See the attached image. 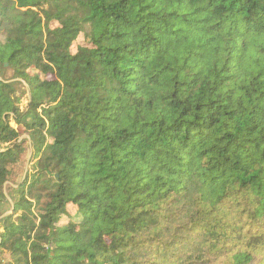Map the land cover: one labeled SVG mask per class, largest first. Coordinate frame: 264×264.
Listing matches in <instances>:
<instances>
[{
	"label": "trees",
	"instance_id": "trees-1",
	"mask_svg": "<svg viewBox=\"0 0 264 264\" xmlns=\"http://www.w3.org/2000/svg\"><path fill=\"white\" fill-rule=\"evenodd\" d=\"M0 255L264 264V0H0Z\"/></svg>",
	"mask_w": 264,
	"mask_h": 264
},
{
	"label": "rangeland",
	"instance_id": "rangeland-1",
	"mask_svg": "<svg viewBox=\"0 0 264 264\" xmlns=\"http://www.w3.org/2000/svg\"><path fill=\"white\" fill-rule=\"evenodd\" d=\"M81 41H82V36L80 35V36L77 38V40L75 41V43H74V45H73V47H72V51L75 50L76 45H78L79 43H81ZM10 82H13V80H10ZM22 85L24 86V83H22ZM21 88H22V86L17 85V89H18V90L21 89ZM27 94H28V93H26V95H27ZM24 104H25V98L23 97V98H22V102H21V106L23 107ZM24 136H25V135H24ZM28 157H29V147H27L26 152L24 153V155H23V157H22V164L20 165L19 168L16 169V173H17L16 176H15L16 182L19 181L20 178L24 177V175H25V173H26V171H27V169H28V166H29V162L27 161V160H28ZM8 186H9V188H8L5 192L10 191L9 189H10L11 187L15 186V184H13L12 182H9V183H8ZM6 194H7V193H6ZM3 208H4V210H6V213H9V212H10V210H9L8 207L3 206ZM3 208H2V209H3ZM7 208H8V209H7ZM4 214H5V213H4ZM4 263H5V262L3 261V258H2V256L0 255V264H4Z\"/></svg>",
	"mask_w": 264,
	"mask_h": 264
},
{
	"label": "water",
	"instance_id": "water-1",
	"mask_svg": "<svg viewBox=\"0 0 264 264\" xmlns=\"http://www.w3.org/2000/svg\"><path fill=\"white\" fill-rule=\"evenodd\" d=\"M6 214H8V213H5L4 215H6Z\"/></svg>",
	"mask_w": 264,
	"mask_h": 264
}]
</instances>
